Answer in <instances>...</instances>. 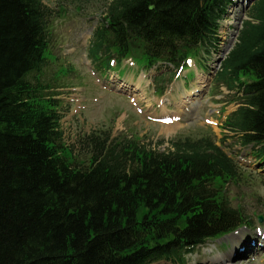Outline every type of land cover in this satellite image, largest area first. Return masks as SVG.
Returning <instances> with one entry per match:
<instances>
[{"label": "trees", "instance_id": "trees-1", "mask_svg": "<svg viewBox=\"0 0 264 264\" xmlns=\"http://www.w3.org/2000/svg\"><path fill=\"white\" fill-rule=\"evenodd\" d=\"M235 3L111 0L89 58L104 74L134 59L146 71L180 70L219 48ZM53 18L42 0H0V264H186L248 227L227 197L242 167L211 137L172 139L161 151L100 129L81 139L86 159L75 157L61 93L40 79ZM161 74L158 95L172 81ZM215 84L238 105L224 128L264 152V0L250 5Z\"/></svg>", "mask_w": 264, "mask_h": 264}, {"label": "rangeland", "instance_id": "rangeland-1", "mask_svg": "<svg viewBox=\"0 0 264 264\" xmlns=\"http://www.w3.org/2000/svg\"><path fill=\"white\" fill-rule=\"evenodd\" d=\"M42 1L53 10L54 18L48 65L40 79L61 93L64 141L75 157L86 159L81 139L100 129L161 151L172 139L211 137L242 167V179L228 185L227 197L231 206H238L249 217L250 225L211 241L189 255L186 264H208L216 257L223 259L220 264H264V244L259 237L264 234V152L242 146L224 128L238 105L232 101L233 92L215 84L221 62L236 43L255 0H235L222 22L219 48L201 53L180 70L163 66L146 71L143 61L134 59L106 74L94 68L88 49L111 0ZM157 73L172 76L170 83H161L167 85L163 95L156 93ZM191 102L196 104L191 106ZM162 141L165 144L159 145ZM242 235L245 239L235 242Z\"/></svg>", "mask_w": 264, "mask_h": 264}, {"label": "bare ground", "instance_id": "bare-ground-1", "mask_svg": "<svg viewBox=\"0 0 264 264\" xmlns=\"http://www.w3.org/2000/svg\"><path fill=\"white\" fill-rule=\"evenodd\" d=\"M200 83H205V81L204 80H201V82ZM204 86V84H202V86L201 87H203ZM190 103V102H189ZM196 104V102H191V106H193V105H195ZM237 236V235H236ZM245 237H246V235H242V237L241 238H239V239H235L236 241L235 242H237V243H239L240 241H242L243 239H245ZM259 237H261V239L262 240H260V242L262 243V244H264V234H262L261 236H259ZM234 239V238H233ZM249 249H250V247H249ZM205 251L206 252H208L209 251V249H205ZM249 250H247L246 252H248ZM247 254V253H246ZM223 261V259L221 258V257H216V258H213V259H211V260H209L208 261V264H220L221 262Z\"/></svg>", "mask_w": 264, "mask_h": 264}, {"label": "water", "instance_id": "water-1", "mask_svg": "<svg viewBox=\"0 0 264 264\" xmlns=\"http://www.w3.org/2000/svg\"><path fill=\"white\" fill-rule=\"evenodd\" d=\"M260 221L262 222V218H260Z\"/></svg>", "mask_w": 264, "mask_h": 264}]
</instances>
